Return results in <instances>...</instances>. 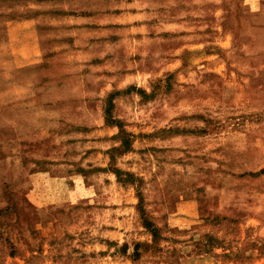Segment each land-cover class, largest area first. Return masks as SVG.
<instances>
[{
	"label": "rangeland",
	"instance_id": "1",
	"mask_svg": "<svg viewBox=\"0 0 264 264\" xmlns=\"http://www.w3.org/2000/svg\"><path fill=\"white\" fill-rule=\"evenodd\" d=\"M121 4L0 0V264H264V0H138L113 89L72 16Z\"/></svg>",
	"mask_w": 264,
	"mask_h": 264
},
{
	"label": "crops",
	"instance_id": "2",
	"mask_svg": "<svg viewBox=\"0 0 264 264\" xmlns=\"http://www.w3.org/2000/svg\"><path fill=\"white\" fill-rule=\"evenodd\" d=\"M119 1L122 2L119 7L114 6L101 11H79L78 14L72 16L76 18L73 28L75 33L79 32L87 35V37L91 36L88 41L90 47L84 46L85 49H92L94 44L97 46V56L94 58L98 59L95 60L96 62L91 61L92 63L97 65L115 64L117 58L120 59V66L131 68L115 75L113 89H121L126 85L142 84L147 79L145 67L151 66L154 60V52H152L154 48L150 47L147 51L148 44L156 39L153 34L154 27L168 23L160 19L153 20L151 10L136 5L138 0ZM147 14L149 17L146 16ZM78 23L79 26L76 25ZM110 43L113 44L112 47H110ZM119 44H124V46L121 45V48L124 47L123 50L128 52L126 57H121L119 53L116 54L114 48ZM159 59V65L162 67L165 60L161 57ZM98 129L103 135L102 143H108L110 140L115 141V138L111 136L110 129L113 128L110 124L104 123ZM99 153L104 158L108 156L106 151L99 150ZM49 175L52 176L51 173ZM66 177L65 175L56 176L59 179ZM134 201L135 198L132 196V202L134 203ZM133 203L132 211L134 209Z\"/></svg>",
	"mask_w": 264,
	"mask_h": 264
},
{
	"label": "trees",
	"instance_id": "3",
	"mask_svg": "<svg viewBox=\"0 0 264 264\" xmlns=\"http://www.w3.org/2000/svg\"><path fill=\"white\" fill-rule=\"evenodd\" d=\"M144 224H145V227H147V228L149 227V225L147 224V221L144 222Z\"/></svg>",
	"mask_w": 264,
	"mask_h": 264
}]
</instances>
